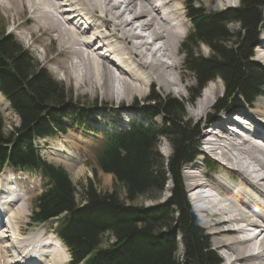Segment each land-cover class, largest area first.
<instances>
[{
  "label": "trees",
  "instance_id": "obj_1",
  "mask_svg": "<svg viewBox=\"0 0 264 264\" xmlns=\"http://www.w3.org/2000/svg\"><path fill=\"white\" fill-rule=\"evenodd\" d=\"M187 10L193 29L182 46L185 68L195 81L192 96L209 80L220 78L225 90L215 105L217 112L252 105L264 95V67L253 60L264 30V0H240L220 14L193 2ZM230 23L239 28L230 29ZM6 27L0 17V91L21 123L6 132L0 112V169L10 165L41 174L44 191L37 197L33 222L59 218L53 228L69 248L72 264H221L185 190L183 166L194 161L199 149L183 103L174 97L161 99L152 89L145 104L136 101L135 108L146 119L162 117L161 125L135 121L129 129L101 134L92 143L94 161L113 175L115 187L101 192L91 179L81 187L84 202L79 204L69 172L43 159L33 141L74 128L98 129L86 121L98 119L93 109L71 106L63 86ZM198 42L209 47V56L192 52ZM159 137L171 146L167 159L158 150ZM215 163L207 160L209 168ZM169 180L173 188L167 201L135 204L140 197L159 200Z\"/></svg>",
  "mask_w": 264,
  "mask_h": 264
},
{
  "label": "bare ground",
  "instance_id": "obj_2",
  "mask_svg": "<svg viewBox=\"0 0 264 264\" xmlns=\"http://www.w3.org/2000/svg\"><path fill=\"white\" fill-rule=\"evenodd\" d=\"M184 1L2 0L20 17L28 13L25 22L31 21L32 34H40L46 60L60 69L66 81L86 94L102 89L104 95L119 100L143 95L147 86L155 83L169 92H181L177 86L184 82V76L179 70L178 44L190 21ZM261 41L264 46V35ZM51 44H55L53 54ZM261 59L263 66L264 56ZM169 69L179 71L178 82L171 79ZM209 92L217 95L218 90L211 88ZM259 100L258 108L241 110L245 117L244 124L238 126L241 135L218 136L209 127L202 135L206 145L203 154H214L212 158L217 157L222 164L217 184L195 164L187 172L189 188L201 190L203 196L196 201L198 212L204 214V224L212 228L214 241L227 253L229 264H264V98ZM211 106L210 94L202 95L194 103L192 115L202 119ZM212 124L219 131H237L228 126L227 118ZM58 151L65 152V146ZM18 177L28 180L23 175ZM3 178L0 189L13 190ZM210 188L222 198L207 194ZM3 208L17 223L21 210L12 209L10 204ZM7 221L13 224L10 217L4 219L6 229ZM16 230L21 231L19 225ZM6 237L0 234V264H19L22 260L24 264L69 263L70 255L55 234L49 238L31 234L16 244V251L11 240L10 245L1 244Z\"/></svg>",
  "mask_w": 264,
  "mask_h": 264
},
{
  "label": "rangeland",
  "instance_id": "obj_3",
  "mask_svg": "<svg viewBox=\"0 0 264 264\" xmlns=\"http://www.w3.org/2000/svg\"><path fill=\"white\" fill-rule=\"evenodd\" d=\"M191 2H193V4L196 7L203 9L205 8L210 13L220 14L232 8L237 7L239 5L240 0H185L184 5L186 7V14L188 11L187 7ZM27 15L28 13L20 17L19 14H15L13 10L8 8L6 2H2V0H0V17L2 16L6 21L8 26L7 28L8 32L10 33L14 32L16 34L17 39L23 44L25 48L29 49L32 52L33 56L39 62V64L42 67L47 68L51 73V75L63 86L65 90V95L69 96L68 99L69 102L73 101V103L71 102L72 104L71 106H77V108H79L80 106L86 109H93V111L96 113L97 117L99 118L98 119L99 127L103 128V131H106L110 126L112 127L120 126L121 128H124L125 126H129L128 125L129 120H131L132 122L139 121L144 123L145 126H150L151 122L147 120L146 117L141 115V112L135 108V105H136V101L141 102V105L145 104L148 96L151 94L152 91L151 88L153 86H156L155 92L162 97V98L160 97L161 99L174 97L179 99L183 103V105L185 106V118L188 121V123L191 124L190 126H193L196 130L195 142L198 145V149L200 152L204 151L205 144H203L204 141H202V135L206 134L207 131L206 128L210 127V124L213 123L212 121H217L218 119L217 120L215 119L220 117V115H222L223 113L227 112L231 114L230 110L233 108L220 112H217L215 109V105L217 101L220 99V97L223 96L225 90L224 83L220 78L216 80L215 79L209 80L207 82V85L204 88L200 89L198 94L192 96L193 92L191 93V87L194 85L195 81L192 76V73L185 68L184 59L186 55H185V49L182 46V43H184V40L186 39L188 34L191 33L193 29L191 20L190 21L187 20L186 24L188 27L184 37L182 38L183 42L181 40L182 43L181 42L179 43L180 46L178 44V47H180V54L178 56V62L180 64L179 70L181 72V75L184 76V82L181 83V85L177 86L178 89L181 90V92L180 93L169 92L166 89L162 88L161 85H159L158 83H155L147 86L146 91L143 95L135 94L132 97H130V99H128L127 97H123V99L119 100L116 97H112V96L108 97L104 95L102 89L94 95L86 94L82 91H78L74 85L66 81L60 69H56L57 67L54 63H50L48 60H46L45 53H43L44 48L42 47L43 40H40V34L34 35L31 33L30 31L31 21L25 22L27 20ZM229 28L236 30L239 27L237 24L231 25L230 23ZM22 29H24V34ZM146 35L148 36L149 33H146ZM33 42H37L39 44ZM50 49L52 51L51 54H53L55 50V44H51ZM192 52L198 56L204 55L207 57L210 54V49L205 43L198 42L197 45L193 47ZM254 52L255 54L253 60L256 63L261 64L260 60L262 61L261 57L264 56V46L259 44L255 48ZM169 73L171 79H173L174 77L175 80L177 79L176 80L177 82L180 80L179 78L180 74L178 70L169 69ZM211 88L212 89L217 88L218 90L217 95L213 94V92L212 93L209 92ZM209 94L212 97V106L208 109L204 118L198 119L197 117L192 115L191 110L193 108V105L202 97V95L206 96ZM260 98L263 97H259L251 107L258 108ZM96 106H103L104 109L100 110L99 108L98 110L97 108H95ZM0 112L3 114L5 119L6 132L11 131L14 125L19 124V118L17 114L13 112L10 103L5 99L4 96H2V94H0ZM229 114H227L226 116L229 117L230 116ZM207 119H209L210 122H205L207 121ZM153 122H155L157 125H161L163 123V118L157 116L153 118ZM212 129L215 130L214 127ZM225 132H229L228 129ZM94 134H95L94 132H89L86 134L80 131L79 129L75 128L71 130L68 134L61 133L54 137L38 140L37 142V145L40 147L41 154H43L48 160L54 162L55 164L63 165L69 171L73 182L77 185V199L79 201L81 197L82 185L86 186V184H88V181L91 179L96 183L98 189L101 192L112 191L115 187L114 185L115 179L113 175L104 173L95 164L94 161L95 149L94 146L92 145V140L89 139L91 136H94ZM62 146H65L66 148L65 152L58 151L59 149H61ZM158 150L166 159L172 153V149L169 142L166 139H163V137L161 138L159 137L158 139ZM211 155L214 156V154L212 153L209 156ZM212 156L211 158L206 155L204 157L206 159H212L216 162L215 170H210L209 167L203 164L205 163V158H203L202 156L198 157V160L196 161L195 164L197 165L200 171H202L204 174H207L209 179L215 182L218 175H214V171H220L222 169V164L219 162L217 157L212 158ZM186 164L187 163H185L183 166L182 175L184 178L185 190L188 195L191 210L193 211L194 215L197 217L200 226L210 236L211 238L210 241L213 250L218 254L220 259L222 260L221 264H226V262L228 263L227 253L223 249L218 248V246L214 241V234L212 233V228L207 227L204 224L205 222V219L203 218L204 214H201L202 212H198L199 208H197L194 205L192 199L190 200L189 183L191 181L187 177V172L191 166ZM4 174L6 175L5 179L7 178L5 180V183L8 182L7 184L10 185V187H12L13 190H8L9 189L8 188L7 190L5 189L4 191L3 190L4 187L1 188L0 208L2 209V213L4 214L6 212L8 213V209H5L6 207L3 208V206H7L10 204L12 209L18 208L19 210H21V215L19 216L20 218L17 219V226L18 225L20 226L21 232L23 233H27L28 231L39 232V233H44V236L46 238L51 237L52 230L48 224L46 225L42 224L38 226L39 230L37 228H31L29 226L30 215L32 209L34 208V200L41 191V188H39L40 183H38L39 182L38 179L37 178H30V179L28 178L29 180L19 179L18 176L13 175L11 173V170L9 169H7ZM215 184H217V182H215ZM172 188H173V183L171 182V180H169L165 187V191L163 193H160L159 200L152 201L145 197H140L135 202V204L149 206V205H153L156 202L167 201V199L171 196ZM117 191L120 193L121 197L124 198L125 196L124 189L119 188V190ZM1 194H4L3 198H1ZM21 194L22 196H20ZM83 202L84 201H80L78 203L82 204ZM1 204H3V206ZM196 204H199V202H197ZM4 231L6 232L7 235L9 234L6 231V229H4ZM3 243L4 245H10L8 244L6 239Z\"/></svg>",
  "mask_w": 264,
  "mask_h": 264
}]
</instances>
